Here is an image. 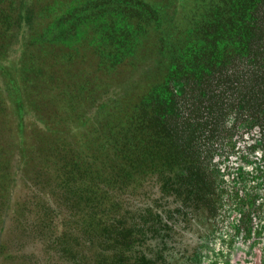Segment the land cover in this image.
Masks as SVG:
<instances>
[{
  "label": "trees",
  "instance_id": "trees-1",
  "mask_svg": "<svg viewBox=\"0 0 264 264\" xmlns=\"http://www.w3.org/2000/svg\"><path fill=\"white\" fill-rule=\"evenodd\" d=\"M28 1L24 37L12 22L15 63L0 64L16 131L11 185L64 151L78 163L68 161L69 174L85 164L125 188L150 176L178 209H215L216 147L238 133L264 155V0ZM84 54L103 60L88 70ZM61 85L70 99L55 114ZM140 217L102 225L114 263L151 264L132 252L152 232L143 220L163 216L147 207Z\"/></svg>",
  "mask_w": 264,
  "mask_h": 264
},
{
  "label": "rangeland",
  "instance_id": "rangeland-1",
  "mask_svg": "<svg viewBox=\"0 0 264 264\" xmlns=\"http://www.w3.org/2000/svg\"><path fill=\"white\" fill-rule=\"evenodd\" d=\"M29 2L18 12L14 0H0V55L6 47L0 64L5 68L15 63ZM16 18L20 38L10 41ZM81 60L96 67L103 59L84 54ZM7 82L0 69V264H118L110 259L114 253L101 233L102 225L117 219L131 225L147 207L159 211L163 219L143 220L152 232L135 245V258L146 254L151 264H264V155L257 148L251 150L250 142L238 133L216 147L211 159L217 167L215 209H178L173 198L159 193L150 176L125 188L107 179V184L102 182L103 172L98 177L85 164L79 176L69 174L68 161L78 163L76 156L64 151L51 154L45 171L11 185L16 131L13 104L3 94ZM63 87L51 90L55 114H64L63 98L70 99L71 90Z\"/></svg>",
  "mask_w": 264,
  "mask_h": 264
}]
</instances>
